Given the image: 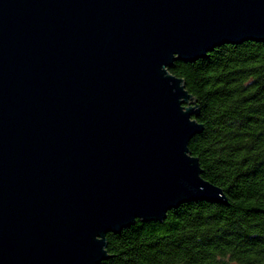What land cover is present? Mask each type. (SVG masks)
Segmentation results:
<instances>
[{
    "label": "water",
    "instance_id": "obj_1",
    "mask_svg": "<svg viewBox=\"0 0 264 264\" xmlns=\"http://www.w3.org/2000/svg\"><path fill=\"white\" fill-rule=\"evenodd\" d=\"M264 42V0H0V264H101L107 235L227 203L175 62Z\"/></svg>",
    "mask_w": 264,
    "mask_h": 264
},
{
    "label": "trees",
    "instance_id": "obj_2",
    "mask_svg": "<svg viewBox=\"0 0 264 264\" xmlns=\"http://www.w3.org/2000/svg\"><path fill=\"white\" fill-rule=\"evenodd\" d=\"M204 131L189 144L227 203L195 201L107 235L101 264H264V42L175 62Z\"/></svg>",
    "mask_w": 264,
    "mask_h": 264
}]
</instances>
